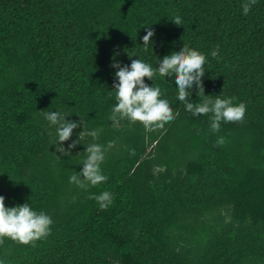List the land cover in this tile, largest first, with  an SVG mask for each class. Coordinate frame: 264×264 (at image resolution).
<instances>
[{"label":"trees","instance_id":"16d2710c","mask_svg":"<svg viewBox=\"0 0 264 264\" xmlns=\"http://www.w3.org/2000/svg\"><path fill=\"white\" fill-rule=\"evenodd\" d=\"M182 44L206 55L204 93L243 101V119L212 131L160 75L175 118L114 122L113 53L155 66ZM57 107L97 130L106 181L69 183L92 137L59 153L39 115ZM0 194L52 219L35 241L0 238V264H264V0H0Z\"/></svg>","mask_w":264,"mask_h":264},{"label":"clouds","instance_id":"9594fccd","mask_svg":"<svg viewBox=\"0 0 264 264\" xmlns=\"http://www.w3.org/2000/svg\"><path fill=\"white\" fill-rule=\"evenodd\" d=\"M248 7L247 4L243 6L244 13H247ZM181 19L179 12H175L172 14L171 22L179 25ZM153 35V28L145 26V31L140 36L143 42L140 45L144 49L152 48ZM116 55L113 53V57L110 58V66L114 70L111 90L115 101L110 108V118L114 122L125 118L130 122L139 120L146 128H150L161 126L164 121L175 118L177 113L173 110L168 96L163 94L161 84L156 82L160 75L164 78L169 77L171 83H175V97L183 102L186 111L192 115L211 114L209 127L212 131L220 128L221 121H239L244 117L243 101L233 103L231 97L221 95L212 97L204 93L201 77L205 72L203 65L206 62V55L196 48L182 44L178 49L173 48L159 57L152 54L155 66L139 55L128 53L129 57L135 55L136 58L130 59L126 64L115 59ZM211 55H216V49L212 50ZM154 77L156 79H153ZM193 90L196 96L201 97L198 102L190 98ZM70 113L75 112H67L57 107L39 114L52 128L54 141L50 145H55L59 153L71 154V149L78 143L81 144L83 135L92 137L91 142L83 144L84 155L80 161L82 166L79 171H74L68 176L69 183L87 188L106 181L107 177L101 168L106 146L94 142L97 137L95 128L85 129L82 118L78 115V120L72 119ZM78 127L80 131L76 133L75 138L70 139L73 137V130ZM64 141H69L67 147L64 146ZM90 195L101 209L110 205L113 200V194L107 189ZM51 224V216L45 211H37L29 202L8 206L5 204V197L0 194V238L8 237L21 243H28L46 236L51 230Z\"/></svg>","mask_w":264,"mask_h":264}]
</instances>
